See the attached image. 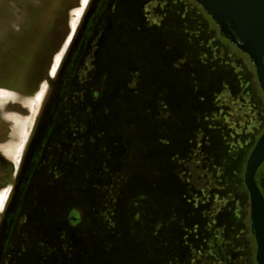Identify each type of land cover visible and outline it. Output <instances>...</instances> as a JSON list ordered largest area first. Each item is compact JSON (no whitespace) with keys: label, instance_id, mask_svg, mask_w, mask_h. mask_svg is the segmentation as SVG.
Instances as JSON below:
<instances>
[{"label":"rangeland","instance_id":"1","mask_svg":"<svg viewBox=\"0 0 264 264\" xmlns=\"http://www.w3.org/2000/svg\"><path fill=\"white\" fill-rule=\"evenodd\" d=\"M48 1L0 0V67L21 43L34 38L39 14ZM158 1L119 0L116 4L115 0H87L81 11L75 30L83 21L62 75L68 79L66 88L75 89L91 56L93 81L102 77L103 88L116 90L107 95L102 89L99 99L102 104L114 99L104 115V130L113 133L114 155L104 163L117 173L103 175L102 188L97 186L95 173L91 175L96 161H90L88 149V158L81 164L88 167L84 204L78 200V164L83 157L77 154L76 168L64 173L59 182L45 186L42 197L47 204L70 199L72 212L84 222L65 223L69 201L54 209L48 206L51 212L45 222L54 213V230L53 223L36 225L34 234L42 239L25 248L17 264H224L233 251L244 256L239 264H253L255 243L249 235V198L242 180L247 156L264 129V96L255 69L237 46L219 37L217 24L203 14L196 1ZM76 7L80 3L68 10L60 33L70 30L71 12ZM181 45L183 49L176 50ZM175 52L183 53V58L175 56L181 60L173 61L180 65L178 75L169 68ZM121 67L129 74L120 73ZM137 67L142 74L135 76ZM86 83L89 88V81ZM44 85L43 99L48 91L47 83ZM0 88L13 94L0 105L4 120L12 127L24 121L22 127L30 129L43 99L35 103L31 97H17L10 89ZM23 104H31L25 115L10 111L11 105L18 108ZM60 106L56 103L51 110L48 105L46 121L53 119ZM96 116V112L87 115L88 125ZM107 139L105 134L104 144ZM193 152L211 157L207 171L200 168L202 176L191 191L180 174H185L181 173L183 161ZM220 162H226L223 177L215 166ZM125 177L124 188L119 187ZM43 189L37 184V190ZM108 220L116 225L111 234ZM152 221L161 226L158 232ZM213 240L216 255L209 250Z\"/></svg>","mask_w":264,"mask_h":264},{"label":"flooded vegetation","instance_id":"2","mask_svg":"<svg viewBox=\"0 0 264 264\" xmlns=\"http://www.w3.org/2000/svg\"><path fill=\"white\" fill-rule=\"evenodd\" d=\"M152 1L156 2V0ZM160 1L163 2L164 0ZM115 2L118 4L119 0H115ZM62 34L63 32L59 33L56 40L58 37L62 39L64 36ZM91 48L93 51L94 48L96 49L94 42L91 44ZM72 50L71 47L65 53L56 74L50 76V67L54 58L53 46L44 59L42 73L33 79L27 92L0 86L10 89L17 94V97H31L32 99L42 84L47 83L48 85L47 95L29 129L28 137L17 162L3 152V148L8 146L15 137L13 136L12 125L4 120V116L0 113V191H7V198L0 208L2 209L0 211V264L19 263L26 252L25 248L30 245L34 246L33 242L39 243L42 238L35 235L33 231L36 225L42 226L53 223L51 227L54 230L55 215L53 212L51 220L45 222V216L51 212L49 207L54 209L56 205H65V202L69 201L67 203L69 208L64 213L65 223L70 226L78 221L84 222L85 219L78 218L72 212L70 199L61 204H47L42 197L46 192L45 186L54 181L59 182L64 173L70 171L74 166L76 168L77 154H80L81 158L83 157L78 164L81 172L80 199L78 200H83L84 204L88 185V167L84 169L81 164L88 158V149L90 161H93V158L96 161L95 172L92 171L91 175L95 173L97 186L102 188L103 175L108 176L116 172L110 169L109 163L107 165L104 163L105 161L108 162L109 157L114 155V145H111L114 137L107 128L106 132L104 130L103 108L102 105L99 106L103 103L99 99L101 87L104 85L103 79L96 76L97 78L95 77V81H93L94 64L92 57L89 56L91 63L87 66V72L80 75V85L73 90L67 89L66 82L68 79L66 74L62 75V71ZM87 81L90 83L89 88L86 86ZM0 90L3 89L0 88ZM4 102L5 100H0V105ZM56 103L61 104V106L56 111H52L53 119L46 121L48 105L50 104L52 110V106H55ZM94 103L97 116L94 120L95 123L88 125L87 115L94 111L92 105ZM11 106L10 111L21 115H25L26 108L29 109L26 104L18 108H15L14 105ZM8 118L11 120V117ZM105 134L109 139L106 140V144H104ZM255 178L264 196V161L257 170ZM37 184H40L44 189L37 190ZM75 192H78L77 187H75ZM249 231L252 234L250 218ZM52 235H54V231L51 232V237Z\"/></svg>","mask_w":264,"mask_h":264},{"label":"trees","instance_id":"3","mask_svg":"<svg viewBox=\"0 0 264 264\" xmlns=\"http://www.w3.org/2000/svg\"><path fill=\"white\" fill-rule=\"evenodd\" d=\"M165 1L167 2L170 0H165ZM194 1H196V0H194ZM78 2H79V0H49L47 2L46 6L42 9L41 13L39 14L38 22H37V24H38L37 25V31L35 32L36 35L34 36V38L32 37L31 39H26L23 43H21L19 50L16 52H12V56L8 57L9 59L6 61V65L0 67V81H1L0 86H6L9 88L18 89L22 92L28 91V88H29L31 82L33 81V79L42 73L41 70H42V65H43L44 59H45L48 51L50 52L51 48L55 45L56 37L61 32V25L63 23V20H66L68 10L71 7L76 6L78 4ZM196 4L200 8V10H202L203 14L208 19H211V22H212L213 19L211 18V16L206 11H204V9L201 7V5L197 1H196ZM168 6L172 7L171 3L168 2ZM169 7H167V8L169 9ZM82 21H83V18L80 21L79 27L76 28V30L74 31L66 52L69 49H71V47L74 46V42L76 41V39L78 37L79 28H80ZM66 31H67V28H66ZM66 31H63L62 35H65ZM216 31H217L216 33L219 35V37L221 39L228 41L230 46L236 47V45L234 43H232L229 38H227L224 35L219 33L218 28H216ZM169 47H173V45L169 44ZM32 48L34 49L33 53H32ZM169 49L171 50L172 48H169ZM178 49H183V46L181 45V46L176 47V50H178ZM239 51L242 54H244L246 57H248V55L246 53H244L240 48H239ZM179 55L181 58H183L182 52L181 53L175 52L174 55L170 57V59L168 57L169 65H172L169 68L174 73H176L175 75H178L181 72L180 65L173 62L174 59H175V61L180 59V58H178V59L176 58ZM249 60H250V58H249ZM186 63H189V62L184 60V64H186ZM250 63L252 64L251 60H250ZM188 68H189V66H188ZM140 70L141 69L137 67V69L135 71V76H136V74L137 75L142 74L139 72ZM120 73H124V74L126 73L128 75L129 70H127L126 67H121ZM113 84L115 85V83H113ZM101 88L104 90V93H106L107 95L110 93H113V91H116L115 89H111V87L109 89H105L103 87H101ZM117 90L121 91L119 88H117ZM118 94H120V92ZM113 102H114V99H110V100H107L105 104H102V108L104 107V109H103L104 115L105 114H106V116L108 115V113L110 111V106H112ZM160 104L164 105V103H162V102ZM92 105H93V109H94L93 112H96L95 111L96 110L95 109V106H96L95 103ZM105 108H106V110H105ZM106 116H104V117H106ZM189 157H190V159L186 158V160L183 161L185 169L184 170L182 169L181 173L185 172V174L183 176L180 174V177H181V181L185 183V185L187 187L186 189L187 190L189 189L192 191V190H195V188L197 187L196 184L198 182V177L201 178V176H202V175H199L200 168L202 169V172H203V170L207 171L206 162L209 161V158L211 157V155H209L207 153L202 154L200 152H193L192 155H190ZM234 158H235V156H234ZM240 158L241 157H239L237 160H235V163H236V169L235 170H237V168L239 167L238 164H239ZM187 159H189V160H187ZM180 163H181V160H180ZM225 163L226 162H223V163L220 162V164L215 165V166L219 167V169H218V174L220 173L219 177H223L221 174L224 172V170L226 168ZM237 176L242 177L241 173H239V172H237ZM125 181H126V177L124 178L123 183L121 182L119 184V187L121 186L122 188H124ZM189 184H191L194 188L191 186L189 187L188 186ZM131 186L128 189H130ZM242 186H243V188H245L243 180H242ZM125 190H127V189H125ZM116 193L117 192H114V194H113L114 198H115ZM151 216L154 217L153 214ZM97 220L99 223L100 218L97 217ZM152 222H153L151 224L152 227L157 228V230H155V232H158V230H159V228H161V226L156 225L157 221H152ZM108 223L110 224L108 226L111 229H107V230H110V234H111V233L115 232L116 225H115L114 221L108 220ZM90 227L91 226H89V228ZM151 231H152V229H151ZM92 234H94V233L92 232ZM249 235L251 238H253L250 231H249ZM214 243H215L214 240H213V242L212 241L209 242V250H211L213 255H216L218 250L214 249V246H213ZM220 243H221V240H218L216 242L217 246H219ZM231 253H232V255L229 256L230 259L228 258L227 261L224 262V264H239L240 262H242L241 259H243L244 256L242 258L241 255L235 251H233ZM192 254H191V256H192ZM191 256L189 258H191ZM252 259H253V264H256L255 259L254 258H252ZM189 261H191V260L188 259V262ZM178 264H186V263L179 262Z\"/></svg>","mask_w":264,"mask_h":264},{"label":"water","instance_id":"4","mask_svg":"<svg viewBox=\"0 0 264 264\" xmlns=\"http://www.w3.org/2000/svg\"><path fill=\"white\" fill-rule=\"evenodd\" d=\"M196 1L217 24L219 33L248 55L264 96V0ZM71 32V29H67L62 39L57 38L54 55L63 48L67 39L71 40L74 31ZM263 161L264 129L247 156L243 172V183L249 198L250 229L255 242L256 264H264V196L255 178Z\"/></svg>","mask_w":264,"mask_h":264},{"label":"bare ground","instance_id":"5","mask_svg":"<svg viewBox=\"0 0 264 264\" xmlns=\"http://www.w3.org/2000/svg\"><path fill=\"white\" fill-rule=\"evenodd\" d=\"M86 2H87V0H81L80 1V7H78V8L76 7L71 12L72 18L69 21V27L72 30V32L75 30L77 20L80 17L81 11H83V8L86 5ZM68 42L69 41L67 39V42L64 43L63 48L58 53H56L54 55L53 64H52V67H51V70H50V73H49L50 76H54L55 75V72H56V70H57V68L59 66V61L61 60V56L63 54L64 48H66ZM44 92H45V85L42 84L41 88L35 93L34 97L32 98L34 100L33 102H35V103L38 102V101L41 102V100L43 99V96H44ZM11 95L13 96V94H11V93L3 92V90H0V100L9 99L11 97ZM26 105H27V107L31 108V106H30L31 104L30 105L26 104ZM16 122H17V120H16ZM23 122L22 123H20V122L15 123V124H18V125H14L15 127H13V136L15 138L12 139L13 142L11 141L8 144V146L3 148L4 154L7 155L8 157L13 158V160L15 162H17V160L19 159V156H20V154H21V152H22V150L24 148L25 140H26V138L28 137V134H29V128L28 127H24V128L22 127V125H25V123H23ZM20 124H21V126H20ZM22 130L24 132H22ZM6 196H7V191L6 190L0 191V208L2 207L3 203L5 202Z\"/></svg>","mask_w":264,"mask_h":264},{"label":"clouds","instance_id":"6","mask_svg":"<svg viewBox=\"0 0 264 264\" xmlns=\"http://www.w3.org/2000/svg\"><path fill=\"white\" fill-rule=\"evenodd\" d=\"M0 211H2V209H0Z\"/></svg>","mask_w":264,"mask_h":264},{"label":"crops","instance_id":"7","mask_svg":"<svg viewBox=\"0 0 264 264\" xmlns=\"http://www.w3.org/2000/svg\"><path fill=\"white\" fill-rule=\"evenodd\" d=\"M7 198V197H6Z\"/></svg>","mask_w":264,"mask_h":264}]
</instances>
